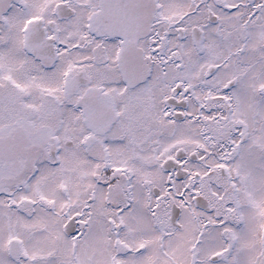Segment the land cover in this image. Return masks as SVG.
Returning a JSON list of instances; mask_svg holds the SVG:
<instances>
[{
  "label": "snow or ice",
  "instance_id": "6c2138e0",
  "mask_svg": "<svg viewBox=\"0 0 264 264\" xmlns=\"http://www.w3.org/2000/svg\"><path fill=\"white\" fill-rule=\"evenodd\" d=\"M0 264H264V0H0Z\"/></svg>",
  "mask_w": 264,
  "mask_h": 264
}]
</instances>
